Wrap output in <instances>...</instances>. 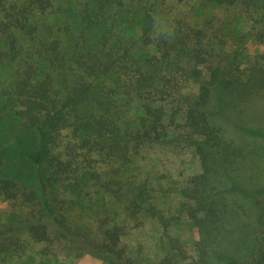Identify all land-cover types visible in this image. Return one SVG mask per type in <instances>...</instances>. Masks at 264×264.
<instances>
[{
    "label": "rangeland",
    "instance_id": "obj_1",
    "mask_svg": "<svg viewBox=\"0 0 264 264\" xmlns=\"http://www.w3.org/2000/svg\"><path fill=\"white\" fill-rule=\"evenodd\" d=\"M121 1L127 10L117 17L110 15L109 22H116L113 31L119 32L122 42L127 43L140 35L138 12L148 0ZM152 1L158 12L157 27L179 22L185 29H201L215 51L210 58L212 68L222 57L223 63L228 59V65L242 69L228 74L230 81L245 82L250 73L244 69L264 62V0H235L227 6L203 5L199 0ZM52 2V7L34 14L35 36H16L13 54L5 36L0 35V168L14 181L15 192V197L9 198L0 191V229L14 227L20 241L17 250L0 253V264H196L197 246L203 239L209 264L262 260L264 86L246 92L239 81L232 90L212 88L207 108L214 124L239 151L243 148L244 156L235 153L231 158L219 148L213 155L220 157L221 162L217 161L214 171H208L206 181L197 178L203 166L194 146L185 140L187 130L179 123L167 128L170 135L178 136L177 140L145 142L138 149L124 146L114 155L97 146L80 148L71 139L70 126L66 124L49 143L50 155L61 161L55 182V175L46 165L48 161L35 165L23 157V151L33 146L36 138L17 113L18 82L26 76L50 74L61 109L71 81L80 79L68 58L73 60L76 53L85 46L93 47L99 38L98 33L85 29L80 20L84 2L91 3L89 10H95L97 0ZM53 39H59L58 59L63 60L64 67L69 66L66 72H61L60 67L51 69L45 59L43 49ZM199 67V80L207 78L208 69ZM182 78L179 94L195 98L199 81ZM93 84L100 87L97 91L105 95L110 107L113 101L112 109L123 107L125 116L136 113L134 103L128 108L125 97L117 95V83L112 77L96 79ZM65 111L71 122L73 110ZM191 137L198 138L196 134ZM29 182L39 196L44 191L42 199L49 203L44 210H50H41L36 199L27 200L24 193L29 190ZM233 182L239 190L230 189ZM200 186L204 191L198 190ZM197 193L212 200L210 204L204 202L207 210L198 203ZM210 214L214 219L228 218L232 238L213 241V227L209 225L215 221ZM40 221L46 225L47 233L45 240L39 242L27 227ZM107 229L117 233V248L126 263L92 254L108 241ZM241 236H246L245 242L240 241ZM227 245L236 248L228 249Z\"/></svg>",
    "mask_w": 264,
    "mask_h": 264
},
{
    "label": "trees",
    "instance_id": "obj_2",
    "mask_svg": "<svg viewBox=\"0 0 264 264\" xmlns=\"http://www.w3.org/2000/svg\"><path fill=\"white\" fill-rule=\"evenodd\" d=\"M199 1L203 5L227 6L235 0ZM84 3L80 9L82 10L80 20L85 29L90 30L92 34L94 32L99 34L97 43H93L98 47L85 46L80 53H76L73 60L68 58L67 62L73 63L80 75L77 77L80 79L71 81L72 85L60 103L64 112L58 108L52 89L53 78L50 74L45 73L37 78L26 76L17 84L15 99L19 105L17 113L24 125L34 132L36 138L35 144L23 151L25 159L35 165L48 161L46 165L55 175L52 181L55 182V178L57 179L60 175L58 170L61 161H57L55 156L50 155L49 143L66 124L70 126L71 139L80 148L97 146L106 154L114 155L124 146L138 149L145 142H156L166 138L177 140L178 136L170 135L167 128L179 123L187 130L188 135H185V140L194 146L203 166V171L197 175L200 181H206L208 171H214V167L218 166L217 161L221 162L220 157L213 155L219 148H222L231 158L235 153L236 156L239 154L244 156L243 148L239 151L230 139L223 137L220 128L214 124L211 111L207 106L212 88L221 87L232 90L239 81L246 92L263 87L264 62L250 70L244 69L248 74L250 73L249 76L247 74L248 78L245 82L240 79L230 81L228 74L231 72L236 74L241 68L238 65H228V59L223 63L225 59L222 57L212 68L210 58L212 51H215L209 43L211 39L207 38L201 29H185L179 22L162 28L157 27L158 12H156L157 7L154 1L148 0L138 12L141 17L140 35L127 43L122 42V35H119V32L113 31L116 22L113 20L109 22L110 15L115 14L117 17L127 10L122 7L125 4L123 1L97 0L95 10H89L91 3ZM52 6V0H0V35L5 36L12 54L18 34L35 36L34 14ZM117 25L120 24L117 23ZM59 43V39H53L47 47H44L43 52L51 69L60 70V67L61 72H66L65 68H70L64 67L63 60L58 59ZM71 57L73 55H70ZM202 65L208 69L209 76L199 80L201 72L199 66ZM103 77H112L115 80L117 95L125 97L128 108H131V103H134L136 113L125 116L123 107L112 109L113 101L112 107L109 106L105 95L97 91L100 87L93 84L94 80L101 81ZM181 78L199 81L195 98L179 94ZM65 109L73 110L71 122L67 121ZM192 134H196L198 138L191 137ZM214 158L218 159L214 160ZM12 188H14V181L8 178L0 168V191L6 197L14 198L15 192ZM230 189L239 190V187L236 182H233ZM198 190L204 191L202 187ZM257 192L261 193L259 190ZM197 194L198 203L207 210V204H210L212 200L209 201L205 195ZM24 195L29 201L36 199L41 210L49 205L47 199H42L44 191L39 196L38 190L32 183ZM205 201L209 202L206 204ZM52 204L54 205L53 202ZM47 210L50 209L44 211ZM206 216L209 214L207 213ZM210 216L215 221L209 225V228L213 227L210 232V236H214L213 241L217 243L220 237V241L223 242L229 240V237L232 238L233 231L228 218L214 219L213 215L210 214ZM207 222L208 219L203 222V226ZM27 229L36 241L45 240L47 231L43 221L31 223ZM16 233L17 229L14 227L0 229V253L15 251L20 247ZM106 234L108 241L102 242L99 251H92V254L112 262L126 263L121 259L120 249L117 248V233L113 229H107ZM245 238L246 236H241L240 241L242 239L245 242ZM197 247L199 255L196 264H209L205 239L199 241ZM226 247L236 248L231 245ZM215 255L218 253L215 252ZM229 260L233 259L229 258ZM155 264L175 263L159 261ZM248 264H264V258Z\"/></svg>",
    "mask_w": 264,
    "mask_h": 264
}]
</instances>
